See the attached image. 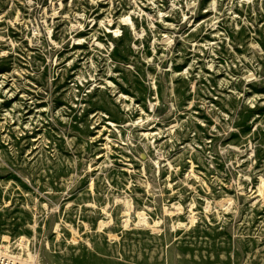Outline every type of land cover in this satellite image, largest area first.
I'll use <instances>...</instances> for the list:
<instances>
[{
  "label": "rangeland",
  "instance_id": "rangeland-1",
  "mask_svg": "<svg viewBox=\"0 0 264 264\" xmlns=\"http://www.w3.org/2000/svg\"><path fill=\"white\" fill-rule=\"evenodd\" d=\"M24 238L264 264V0H0V247Z\"/></svg>",
  "mask_w": 264,
  "mask_h": 264
},
{
  "label": "built area",
  "instance_id": "built-area-1",
  "mask_svg": "<svg viewBox=\"0 0 264 264\" xmlns=\"http://www.w3.org/2000/svg\"><path fill=\"white\" fill-rule=\"evenodd\" d=\"M28 240H19L15 245L0 247V264H35L34 255L31 252ZM24 249V251H23Z\"/></svg>",
  "mask_w": 264,
  "mask_h": 264
},
{
  "label": "bare ground",
  "instance_id": "bare-ground-1",
  "mask_svg": "<svg viewBox=\"0 0 264 264\" xmlns=\"http://www.w3.org/2000/svg\"><path fill=\"white\" fill-rule=\"evenodd\" d=\"M117 31V30H116ZM24 241L27 240L26 238L23 239Z\"/></svg>",
  "mask_w": 264,
  "mask_h": 264
}]
</instances>
